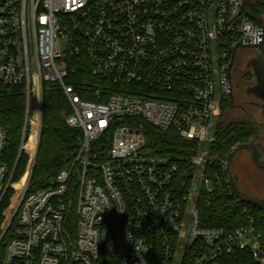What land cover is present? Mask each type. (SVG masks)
<instances>
[{
  "label": "built area",
  "instance_id": "2783aa9c",
  "mask_svg": "<svg viewBox=\"0 0 264 264\" xmlns=\"http://www.w3.org/2000/svg\"><path fill=\"white\" fill-rule=\"evenodd\" d=\"M242 4L0 0V83L26 87L27 118L31 100L41 118L43 83H54L70 107L66 124L82 132L47 185L28 191L30 170L0 236L16 220L0 264H209L239 251L264 264L253 215L236 228L205 227L198 207L212 190L207 171L232 92L233 47L261 40ZM81 62L102 87L81 88ZM145 123L175 131L185 159L150 146ZM9 143L0 126V159ZM15 168L0 160L2 196Z\"/></svg>",
  "mask_w": 264,
  "mask_h": 264
},
{
  "label": "trees",
  "instance_id": "16d2710c",
  "mask_svg": "<svg viewBox=\"0 0 264 264\" xmlns=\"http://www.w3.org/2000/svg\"><path fill=\"white\" fill-rule=\"evenodd\" d=\"M246 6L251 11L256 8L253 0H246ZM77 69L76 81L81 88L92 86L94 89L104 85L105 81L93 76L85 62L77 64ZM232 87L234 92L235 87H240V82L232 83ZM82 96L93 98L90 92H83ZM231 108L230 99L223 103V111L217 123V140L211 146V164L207 171L212 178V190H203L199 196L200 219L205 227L232 229L242 225L248 215H253L262 232L264 248V211L240 201L235 196L225 168L230 152L239 144L250 142L258 133L249 117L242 121L232 120ZM68 112L70 107L62 90L54 83L44 82L41 118L36 100H31L27 118L26 87L24 85L7 87L0 83V126L10 138L9 147L0 160L7 163L10 170L16 165L9 188L3 196L0 193V236L30 170L32 169L28 191H33L47 185L61 169L70 164L76 154L78 139L82 132L66 124L64 114ZM144 132L150 146L160 147L181 161L188 155V148L184 147L185 143L175 131H163L145 123ZM22 142L24 144L21 149ZM16 228L17 222L13 220L0 242V258L5 253V242L14 234ZM209 264L259 263L248 252L239 251L226 259Z\"/></svg>",
  "mask_w": 264,
  "mask_h": 264
},
{
  "label": "rangeland",
  "instance_id": "374dc122",
  "mask_svg": "<svg viewBox=\"0 0 264 264\" xmlns=\"http://www.w3.org/2000/svg\"><path fill=\"white\" fill-rule=\"evenodd\" d=\"M241 49L242 48H239V50ZM244 50L251 56H254L258 51L257 48H244ZM232 83H236V78L232 79ZM250 84L254 85L255 81L251 80ZM240 88L241 87H235L234 106L231 108L230 116L234 121H242L249 117V121L254 125L258 133L252 140L264 143V124L260 115V110H258L259 108L256 105L257 98L253 95H249L244 108L245 110H240L238 105L243 99ZM233 170L238 176L239 187L245 194L264 198V171L259 170L251 162L247 152L243 151L235 156L233 160Z\"/></svg>",
  "mask_w": 264,
  "mask_h": 264
},
{
  "label": "flooded vegetation",
  "instance_id": "af4514ba",
  "mask_svg": "<svg viewBox=\"0 0 264 264\" xmlns=\"http://www.w3.org/2000/svg\"><path fill=\"white\" fill-rule=\"evenodd\" d=\"M253 2L256 8L252 11L248 10L252 14L259 16L264 22V4H261L264 0H253ZM235 78L236 81L240 82L241 95L243 96L241 103L238 105L240 110H245L244 108L249 95L255 96L257 98L256 105L259 108L258 110H260V115L264 124V98L261 96L264 94V56L259 50L254 56L249 55L244 49L237 50L231 69V80ZM251 80L255 81L254 85L250 84ZM254 141L258 145L261 160L264 162V143L257 142L256 140ZM247 154L249 156L248 152Z\"/></svg>",
  "mask_w": 264,
  "mask_h": 264
},
{
  "label": "water",
  "instance_id": "95a60500",
  "mask_svg": "<svg viewBox=\"0 0 264 264\" xmlns=\"http://www.w3.org/2000/svg\"><path fill=\"white\" fill-rule=\"evenodd\" d=\"M261 4H264V2H261ZM242 12L247 14L248 16H250L255 21L256 25L261 29V40L257 43L240 42L233 47L232 54H231V60L229 63V77H230V79H231V69H232L233 61L235 59L236 52L239 48H242V49H244V48H257L262 53V55L264 56V22L262 21V19L259 16L252 14L247 9L245 0H243ZM261 96L264 98V94H262ZM230 100H231V105L234 106V104H233L234 103L233 90L231 92ZM37 148H38V144H37ZM37 148H36V151H37ZM243 151L249 153V157H250L251 162L259 170L264 171V162L261 160L260 150L258 148L257 143H255V141L253 140L250 142H245V143L239 144L238 146H236L232 150V152H230V154L228 155L227 160H226V171L228 174V179H229V184H230L231 190L240 201L252 204V205L258 207L259 209H261L262 211H264V198L245 194L240 189L239 184H238V176L233 170V160H234L235 156L237 154H239L240 152H243Z\"/></svg>",
  "mask_w": 264,
  "mask_h": 264
},
{
  "label": "crops",
  "instance_id": "0c3cea01",
  "mask_svg": "<svg viewBox=\"0 0 264 264\" xmlns=\"http://www.w3.org/2000/svg\"><path fill=\"white\" fill-rule=\"evenodd\" d=\"M230 102H231V100H230ZM234 104V103H233ZM233 107V106H232Z\"/></svg>",
  "mask_w": 264,
  "mask_h": 264
}]
</instances>
